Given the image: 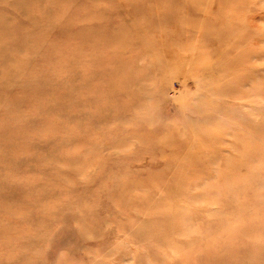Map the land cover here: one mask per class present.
<instances>
[{"label": "rangeland", "instance_id": "374dc122", "mask_svg": "<svg viewBox=\"0 0 264 264\" xmlns=\"http://www.w3.org/2000/svg\"><path fill=\"white\" fill-rule=\"evenodd\" d=\"M260 85L264 0H0V264H264Z\"/></svg>", "mask_w": 264, "mask_h": 264}, {"label": "bare ground", "instance_id": "6f19581e", "mask_svg": "<svg viewBox=\"0 0 264 264\" xmlns=\"http://www.w3.org/2000/svg\"><path fill=\"white\" fill-rule=\"evenodd\" d=\"M249 29V28H248ZM244 33V32H243ZM250 55V54H249ZM249 55H248V57H249ZM192 61V60H191ZM236 61V60H235ZM232 67L233 66H229L227 63H225L221 68L222 69H228V70H231L232 69ZM251 70L249 69V70H247L246 71V73H245V76H244V78L242 79V80H240L239 82H235L234 84H235V86H234V89H237L238 87H239V85H241V83L242 82H244V81H246L245 79L246 78H249V77H251L252 76V74H251ZM187 74V73H186ZM186 76V75H185ZM53 80V79H52ZM42 86V85H41ZM41 88V87H40ZM250 90H251V92H255L256 94H262L263 92H264V85H260V87L256 90L254 87H251L250 88ZM53 102V101H52ZM55 104V103H54ZM131 104V103H130ZM233 106V105H232ZM64 114V113H63ZM140 117V116H139ZM138 117V118H139ZM35 130V129H34ZM40 139V138H39ZM40 141V140H39ZM8 150V149H7ZM3 188H4V186H3ZM8 189H10V188H8ZM165 210V209H164ZM166 212V211H165ZM164 212V213H165Z\"/></svg>", "mask_w": 264, "mask_h": 264}]
</instances>
